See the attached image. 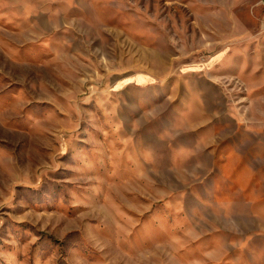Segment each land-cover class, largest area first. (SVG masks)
Segmentation results:
<instances>
[{
    "label": "rangeland",
    "instance_id": "374dc122",
    "mask_svg": "<svg viewBox=\"0 0 264 264\" xmlns=\"http://www.w3.org/2000/svg\"><path fill=\"white\" fill-rule=\"evenodd\" d=\"M0 264H264V0H0Z\"/></svg>",
    "mask_w": 264,
    "mask_h": 264
}]
</instances>
